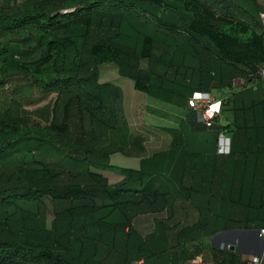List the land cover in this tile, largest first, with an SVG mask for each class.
I'll return each mask as SVG.
<instances>
[{"label":"trees","instance_id":"trees-1","mask_svg":"<svg viewBox=\"0 0 264 264\" xmlns=\"http://www.w3.org/2000/svg\"><path fill=\"white\" fill-rule=\"evenodd\" d=\"M9 3L0 7V37L10 35L16 43L0 45L1 72L15 68L38 86L40 99L54 97L35 128L0 114V264H151L156 253L147 242L156 226L170 221L172 206L148 183L170 175L172 151L142 159L138 170L114 168L121 179L109 184L91 170L101 166L91 161L93 152L66 141L69 107L77 104L80 134L94 139L104 122L95 113L108 99L120 100L117 88L97 82L102 72H117L145 96L153 79L161 100L176 106L192 92L219 88L224 75L248 85L264 63V30L257 20L264 0H180L185 12L169 0ZM23 53L35 57L22 64ZM140 61L145 71L138 68ZM247 91L232 94L225 104L230 115L225 129L231 128L223 168L231 177L225 208L206 209L208 220L198 211L197 226L175 231L174 241L159 254L204 236L208 222L214 232L264 229V134H259L264 114L256 117ZM62 95L69 96L58 110ZM180 131L176 146L183 143L184 149L188 134ZM239 207L243 216L236 219ZM144 215L153 217L150 231L141 234L134 220ZM218 253L227 254L231 264V252Z\"/></svg>","mask_w":264,"mask_h":264},{"label":"rangeland","instance_id":"rangeland-1","mask_svg":"<svg viewBox=\"0 0 264 264\" xmlns=\"http://www.w3.org/2000/svg\"><path fill=\"white\" fill-rule=\"evenodd\" d=\"M10 1L20 4L23 0H0V7L4 6L6 2L10 5ZM169 1L178 6V12H185L180 0ZM70 11H72L71 8L58 9L55 13L63 14ZM12 39L13 37L10 38V35L5 34V36L0 37V45L2 44L5 46L12 45L14 42L16 43V41ZM153 53L158 54V51L154 49ZM34 57L33 53H30V55L23 53L18 61L23 64L32 61ZM138 68L145 71V62L140 61ZM11 71L12 72L6 70L5 72H1L0 64V114H3L4 112L9 113L12 118H16L17 121H20L21 125L27 124L28 127L35 128L38 124L42 123L41 116L44 117V115H46V109L52 106L51 103L53 101L54 93L40 99L41 94L39 88L33 83L29 76L22 75V73L15 68H12ZM27 71L33 75L31 72L32 68L27 67ZM153 74L158 75L161 74V72L159 71L158 73L156 71V73ZM149 80V96L144 98V95L134 90L132 82L129 79L118 75L117 72L108 70L99 74L97 79L99 84H107L118 90L119 86L124 93L122 101L121 99L119 101L108 99L106 102L104 101L105 105L103 109L101 108L102 111L95 113L96 116L100 113V119L104 122H102L100 127L102 134L98 133L97 137L94 139H91L88 134L84 136L80 134L77 120V104L74 102L69 107L66 141L72 145L81 143L85 149L89 148L91 152H93L90 155L92 156L90 158L91 161L101 163V166L98 169L91 170L95 172L97 171L109 184L116 183L121 179L119 173L114 170V168L138 170L139 162L142 159H147L154 153H165L169 149L171 151H173L174 148L177 149V146L175 145L178 144L179 141L174 143V139L177 135L176 132H174L176 127L173 128V117L175 116L172 112V108H168V106H166V108H159L147 104V99L162 101L160 97L161 91L158 90L159 94L157 93V83L153 79ZM127 84L132 87L133 91L131 94L127 92V89L125 90V85ZM234 84L236 86L235 88H237L236 90H248L246 93L249 94L250 99L254 103V106L251 108L256 117L259 118V116L263 115V84H260L256 80H251L246 86H241L242 81L238 80ZM215 93L216 92L214 91L211 94L216 95ZM68 96L62 95L59 97L58 110L61 109L62 103L65 102ZM261 133L264 134V130L259 134L261 135ZM197 136L202 137L203 132H198ZM172 142L173 145H171ZM183 142H186V145L180 153L184 156L186 154L190 156L191 150L187 147L190 144V141L189 139H184ZM102 151L105 153L107 152L106 156H104ZM83 154L84 153L79 152L76 155L82 156ZM86 154L89 153L86 152ZM224 158L227 157L213 159V177H215H212V183L214 189L218 186V181L220 179L225 178L229 180L231 178L223 172L224 162L227 160ZM104 165L112 168H106ZM170 176L158 175L154 177L151 179L150 183H148L149 190L156 188L159 192H165V197L168 199H171L172 196L175 197L177 194L172 192V186L175 182ZM237 176L238 173L235 178H237ZM178 180L179 179L176 180V183H179ZM183 182L188 181L185 180ZM176 183L174 184L175 186ZM234 186L237 187V183H235ZM215 194L218 195L215 196ZM215 194L212 193L216 198H226L223 193L220 194V192H215ZM167 201L169 205L172 206L170 200ZM46 206L47 215L50 217V205L48 202L46 203ZM174 208L175 207H173L170 221H165L160 227L156 226L154 231L155 235L147 242L149 249L156 253V257L151 264H228L230 257L227 256V254H219L216 251L207 250L209 243L199 239L187 241L181 248L174 247L173 249H168L165 247V251L162 252V255L159 254V252L162 251V247L167 246L169 242L174 241L175 235L172 234L179 229L180 224L191 225V223H194L195 218H192L191 212L189 213L190 215L183 216L181 211ZM242 212V207H239V210L235 209V218L241 219L243 216ZM152 217L153 216L147 215L136 217L134 221L137 231L141 234L148 233L151 228ZM222 250L223 252H227L229 249L225 246ZM231 253L234 256L233 260H231V264L245 263L246 255L241 257L236 254L237 252L235 251H232ZM133 263L139 264L141 261L138 260Z\"/></svg>","mask_w":264,"mask_h":264},{"label":"crops","instance_id":"crops-1","mask_svg":"<svg viewBox=\"0 0 264 264\" xmlns=\"http://www.w3.org/2000/svg\"><path fill=\"white\" fill-rule=\"evenodd\" d=\"M212 73L216 74L218 73V71H216V69H213ZM237 80L241 81V79L239 80L237 78L229 79L228 75H224L222 79L218 81L219 88H210L208 91H204L205 93L209 94V96L213 100H220L222 102L220 113L218 117L215 119V123L209 128H205L197 121L196 115L194 114L193 111L187 108L186 102L184 103L182 98L179 105L177 106L170 105L166 102H162L158 100L153 101L151 98H150L151 100L147 99V104L151 106H155L159 108H163V107L166 108V106H168V108H172V112L175 116L173 117L174 118L173 128L176 127V129H174V132H176L177 135L174 139V143L176 141H180V132H181L180 128L185 129V132L188 134V139L190 141V144L187 146L191 150L190 156L188 154L184 156L183 154L180 153L183 150V143L182 144L180 143L179 148L177 149L174 148V150L172 151V162H171V171H170L171 176L169 175V173L166 174L167 176H170L171 179H174L175 183L176 180L179 179L178 180L179 183H176L175 186L174 185L175 183L173 182L174 184L172 186V192L177 195L175 197L172 196L171 199H168L166 197L167 200H170L171 202L170 204H172V213H173V207H175L174 209H178L179 211H181L183 216L190 215L189 213L191 212L192 218L193 219L195 218L194 223H191V225L180 224L179 229H182L184 227L187 228L196 227L199 222V218H201L200 214H202V217H204V219H207L208 216L211 217L210 213H206V209L221 210L222 208H225V206L223 205L224 203H222V201L225 202L226 199L223 200L222 198H216L212 195V193L215 194V192H220V194L223 193V195H226V193L224 192L226 190L225 178L220 179L218 181V186L215 189L213 188V183H212V177L214 174L213 159L218 157L219 158L224 157L217 155L215 152L216 139L218 135H220V133L225 134L229 138V151L231 148V132H230L231 128L228 127L227 129H225V126L229 124L230 115L228 114L227 111H225V104H227V101L230 99L232 94H237V93L241 94L245 92V90L244 91L236 90L237 88H235L236 86L234 83ZM194 85H196V83H194ZM125 86H126L125 90L127 89V92L131 94L133 91L131 85L127 84ZM118 88L120 90L119 92L121 93L120 99L122 101L124 91L122 90L121 87L118 86ZM214 91L216 92L215 93L216 95L211 94ZM144 98H147V96L144 95ZM243 99L245 102L248 101V99L245 96L243 97ZM200 131L203 132L202 137L197 136L198 132ZM171 145H173V142ZM223 172H225V170H223ZM185 180H187L188 182H183ZM187 192L191 194L192 200L185 199L186 196L185 194ZM161 193L165 194V192L163 191ZM217 195L218 194H215V196ZM198 211H201V213L199 214ZM208 224H209L208 225L209 229L207 231V234H205V236H200L198 238H194L191 240L189 238L186 239L189 241H194L199 239L208 242L209 247L207 248V250L209 249V251L223 252L222 249L225 248V246L228 249L229 247H233V246H229L230 244L229 245L225 244L223 248L217 245L218 238L223 233L227 231H235L242 233L252 231L254 233L255 239L260 241V246L258 247V249L253 253L237 252L236 254L240 255L241 257L246 255V258L250 256H259L263 254L262 257L263 260L264 237L258 238L257 230L229 229V230H219L214 232L212 231L213 226L211 225V223L208 222ZM173 235H175V232L173 233ZM228 251L232 252L233 250H228Z\"/></svg>","mask_w":264,"mask_h":264},{"label":"built area","instance_id":"built-area-1","mask_svg":"<svg viewBox=\"0 0 264 264\" xmlns=\"http://www.w3.org/2000/svg\"><path fill=\"white\" fill-rule=\"evenodd\" d=\"M257 20L261 30H264V7L257 13ZM254 80L264 83V63L256 69L253 74ZM222 102L213 100L205 92H192L186 99V106L196 115L197 121L205 128L211 127L220 113ZM215 152L217 155L225 156L229 153V138L220 133L216 139ZM257 237H264V229L257 231ZM262 255L247 257L244 264H261Z\"/></svg>","mask_w":264,"mask_h":264},{"label":"flooded vegetation","instance_id":"flooded-vegetation-1","mask_svg":"<svg viewBox=\"0 0 264 264\" xmlns=\"http://www.w3.org/2000/svg\"><path fill=\"white\" fill-rule=\"evenodd\" d=\"M225 244L232 245V250L239 253H253L260 246V241L255 239L252 231L245 233L227 231L218 238L217 245L223 248ZM261 264H264V258Z\"/></svg>","mask_w":264,"mask_h":264},{"label":"water","instance_id":"water-1","mask_svg":"<svg viewBox=\"0 0 264 264\" xmlns=\"http://www.w3.org/2000/svg\"><path fill=\"white\" fill-rule=\"evenodd\" d=\"M233 249V247H229V250H232Z\"/></svg>","mask_w":264,"mask_h":264}]
</instances>
